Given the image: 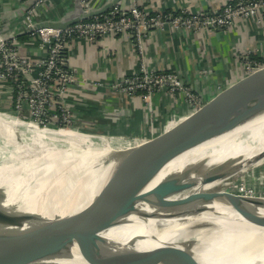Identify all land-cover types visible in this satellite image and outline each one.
Here are the masks:
<instances>
[{"label":"bare ground","instance_id":"1","mask_svg":"<svg viewBox=\"0 0 264 264\" xmlns=\"http://www.w3.org/2000/svg\"><path fill=\"white\" fill-rule=\"evenodd\" d=\"M88 132L70 128L51 130L0 113V214L12 213L15 205L20 203L27 205V211L39 213L42 220L63 216L85 206L106 181L118 160L116 156L111 158V150L114 149L110 145H95L99 137ZM52 142L57 146L51 148ZM184 142L189 143L191 148L180 153H163L164 163L147 183L137 188L135 193L139 199L134 209L116 225L103 231L105 244L112 251H137L156 264L166 263L161 258L155 261L156 255L153 256L149 249L162 243L172 244V252L168 250L173 259H179L178 264H264V231L244 223L232 225L229 229V225L200 215L197 209L200 204L165 205L153 193L159 181L171 174H178L202 189L207 186L200 185L203 174L216 173L238 163L243 165L262 156L264 110L229 126L190 134ZM35 154H40V157L36 159ZM90 161L102 172L89 175L87 170L83 171ZM44 166L49 168L48 172L60 171L54 175L45 173ZM78 170L85 173L80 180L90 179L92 182L86 184L81 192L71 195L66 186L72 179V172ZM241 172L232 174L228 179L213 181L207 188L221 187ZM177 192L176 195H170L175 192H166L165 199L175 200L186 194ZM216 202L246 215L252 223L264 225L263 206L248 199L232 203L226 200ZM54 203L58 204L48 208L47 205ZM141 211L155 214L142 216L139 215ZM38 222L37 219H30L20 229ZM68 243L69 250L61 256L47 259L46 263L110 264L83 235L73 234ZM181 246L185 254L179 258Z\"/></svg>","mask_w":264,"mask_h":264},{"label":"water","instance_id":"2","mask_svg":"<svg viewBox=\"0 0 264 264\" xmlns=\"http://www.w3.org/2000/svg\"><path fill=\"white\" fill-rule=\"evenodd\" d=\"M117 0L103 5H88L58 19L37 23L54 27H65L79 19L100 14L110 8ZM264 110V62L251 70L229 75L216 82L197 88L192 94L181 97L146 115L140 123L97 139L95 145L107 143L111 146L117 163L99 190L80 209L63 216L42 219L39 213L27 211L26 204H17L12 213L0 214V264H48L47 259L61 256L69 250V238L78 233L89 239L110 264H156L150 257L137 251H112L105 244L103 231L134 209L139 197L137 188L142 187L164 163L163 153H180L189 149L185 138L208 128L229 126ZM191 148V147H190ZM264 154L246 164L231 165L216 173H205L200 185L223 180L243 168L259 162ZM100 159V158H98ZM101 160V159H100ZM95 164V163H94ZM91 161L83 168L89 175L102 172ZM248 167V168H249ZM73 171L72 179L66 189L71 195L81 192L92 180L79 178L85 173ZM89 177V176H88ZM84 178V177H83ZM196 183L171 174L154 187L153 193L165 205L197 203L210 204L214 200L228 203L248 199L264 207V192L251 187L239 186L202 188ZM184 192V197L166 200V192ZM58 203L47 205L48 208ZM45 204H43L44 206ZM155 212L141 211L139 215L152 216ZM39 222L25 229L22 225L30 220ZM19 228V229H18ZM163 244V243H162ZM151 247V252L166 264H178L173 259L172 244ZM172 252V251H171ZM184 248L179 249V258L184 256ZM174 260V261H173Z\"/></svg>","mask_w":264,"mask_h":264},{"label":"built area","instance_id":"3","mask_svg":"<svg viewBox=\"0 0 264 264\" xmlns=\"http://www.w3.org/2000/svg\"><path fill=\"white\" fill-rule=\"evenodd\" d=\"M54 1L21 0L19 20L13 27L1 24L0 0V107H5L2 113L51 130L70 128L85 131L74 126V116L67 100L72 85L81 80L77 68L70 62L74 41L98 42L105 35H122L137 53L138 68L121 79L103 84L97 82L96 85L103 86L105 90L116 89L129 96H138L148 115L157 109V102L186 97L197 89L177 70H157L146 63L142 46L151 30H162L167 26L191 32L228 29L239 20H261L264 17V0H223L216 7L196 11L183 5L170 9L157 5L152 12L142 6L141 0H130L128 7L117 1L106 11L63 28L36 26L46 21L38 16V9ZM77 2L83 9L89 5L88 0ZM237 51L242 71L264 62V53Z\"/></svg>","mask_w":264,"mask_h":264},{"label":"crops","instance_id":"4","mask_svg":"<svg viewBox=\"0 0 264 264\" xmlns=\"http://www.w3.org/2000/svg\"><path fill=\"white\" fill-rule=\"evenodd\" d=\"M20 1L1 0L2 25L16 24L22 9ZM108 1L88 0V3L100 6ZM117 1L125 7L130 6V0ZM222 1L141 0V4L149 12L154 11L157 5H164L167 9L183 5L196 11L216 7ZM77 9V0H55L51 5L39 8L38 16L47 21ZM238 49L251 54L264 53V17L261 20H239L228 29L210 28L199 32L171 26L162 30L153 29L144 38L142 46L149 66L157 70L175 69L196 88L241 72ZM138 59L136 51L120 34L105 35L98 42L76 40L72 43L70 62L81 76L78 84L72 85L71 95L67 97L74 126L88 128L85 131L91 133L111 134L137 125L146 117L145 104L138 96H129L116 89L105 90L103 86L96 85L97 82L103 84L131 74L138 68ZM176 100L166 98L157 102L155 107L158 109ZM255 165L253 174L245 173L244 176L250 177L253 182L249 187L264 192V184L254 181L255 176L264 173V158ZM260 167L263 170H259Z\"/></svg>","mask_w":264,"mask_h":264},{"label":"rangeland","instance_id":"5","mask_svg":"<svg viewBox=\"0 0 264 264\" xmlns=\"http://www.w3.org/2000/svg\"><path fill=\"white\" fill-rule=\"evenodd\" d=\"M2 111H3V107H0V113H2ZM83 128H85V127H83ZM19 133L21 135L20 130H19ZM23 137H25V135ZM98 139H100V137ZM56 146H57V144L54 142H52V144H50L51 148H54ZM39 157H40V154H35L36 159H38ZM42 166H40V167H42ZM256 167H257V165H255V166L253 165V166H250L249 168H246V169L244 168L243 172H241L242 170L240 171L241 173H239L238 177H236V178L233 177L234 179L232 181H230L231 179L229 181L227 180L228 183L221 186V187L231 188V187H234V185L235 186L245 185L246 187H249V184H252L253 182L250 179V177L248 178V177L244 176V174L245 173L246 174L247 173L253 174L252 169H255ZM43 168H46V170H47V171H45V173H49V174H53V175L60 171V170L55 169V170H52L51 172H48L49 168H47L46 166H44ZM259 170H263L262 167H260ZM263 174L264 173L260 172V174L258 176L254 177V179H256L254 181H257L258 183L261 182L262 184H264V181L262 182V180L264 179V177H262ZM228 178L229 177H227L226 179H228ZM208 185L209 184H207V186ZM207 186L205 188H207ZM177 193L178 192H175V193H172L170 195H176ZM216 201H218V200H216ZM216 201H213L210 204L200 205V207L197 208L199 211V214L206 217L210 221L220 222V223H224L226 225H229V227H227L229 229L232 228V225L234 226L235 224H243L244 223V225H252L253 228L264 231V225H258V224L252 223L246 219V215L240 214L239 212L234 211L229 206L227 207L225 205L215 204V203H217ZM262 234H264V232Z\"/></svg>","mask_w":264,"mask_h":264},{"label":"trees","instance_id":"6","mask_svg":"<svg viewBox=\"0 0 264 264\" xmlns=\"http://www.w3.org/2000/svg\"><path fill=\"white\" fill-rule=\"evenodd\" d=\"M84 130L88 129V128H83ZM91 133V132H90Z\"/></svg>","mask_w":264,"mask_h":264}]
</instances>
